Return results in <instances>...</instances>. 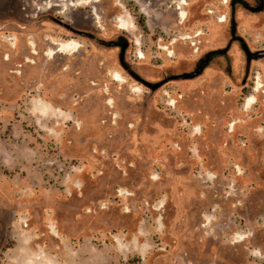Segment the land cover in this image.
I'll list each match as a JSON object with an SVG mask.
<instances>
[{
	"label": "rangeland",
	"instance_id": "1",
	"mask_svg": "<svg viewBox=\"0 0 264 264\" xmlns=\"http://www.w3.org/2000/svg\"><path fill=\"white\" fill-rule=\"evenodd\" d=\"M242 45L264 0H0V264H264Z\"/></svg>",
	"mask_w": 264,
	"mask_h": 264
},
{
	"label": "flooded vegetation",
	"instance_id": "2",
	"mask_svg": "<svg viewBox=\"0 0 264 264\" xmlns=\"http://www.w3.org/2000/svg\"><path fill=\"white\" fill-rule=\"evenodd\" d=\"M181 5H185V2L183 1L182 3H181ZM178 9H181V8H178ZM209 14H211L210 12H209ZM40 15V14H39ZM39 18V17H38ZM46 27V29H43V28H41V30H39L40 32L41 31H48L50 28H49V26L48 25H45ZM38 34L36 33V36H37ZM198 35H200V34H198ZM23 44H26L25 42H23ZM39 46H41V45H43L41 42H39V44H38ZM36 48H37V46H36ZM91 58V57H90ZM89 59V58H88ZM9 61L11 62V60H10V57L8 58V60H7V63L6 64H9ZM41 64V56L39 55V56H37L36 57V65L38 66V65H40ZM105 64V63H104ZM92 68H88L87 69V72H85V77H88V75L90 76L91 75V72H93L92 70H91ZM42 73H44L43 71L40 73L41 74V78L43 77L42 76ZM98 92V94H100L101 92L100 91H97ZM94 93V90H91L90 92H89V94L91 95V97H89V100L93 97V94ZM110 94H111V92H110ZM112 95V94H111ZM122 97H124L125 99L127 98V95L126 94H122ZM101 99H95L94 100V106H95V115L93 116V120L97 123L98 122V124L96 125L97 127H99V128H101V127H103V124L102 123H100L99 121H98V114H99V111H101V110H103L104 112H103V114L105 113V112H107L109 109L108 108H106L105 106H103L105 103H103V99L100 101ZM113 108H115V104H114V106H113ZM112 110V109H111ZM108 115H109V119H110V114L109 113H107ZM106 114V115H107ZM104 118H106L107 119V117L104 115ZM106 123L108 122V119L105 121ZM104 122V123H105ZM105 123V124H106ZM104 124V125H105Z\"/></svg>",
	"mask_w": 264,
	"mask_h": 264
},
{
	"label": "water",
	"instance_id": "3",
	"mask_svg": "<svg viewBox=\"0 0 264 264\" xmlns=\"http://www.w3.org/2000/svg\"><path fill=\"white\" fill-rule=\"evenodd\" d=\"M234 33H235V28L232 27L231 34L234 35ZM242 50L244 51L245 55L247 56L248 61H250L251 59H258V58L264 57V51L258 52L256 54H251L245 45H242Z\"/></svg>",
	"mask_w": 264,
	"mask_h": 264
}]
</instances>
